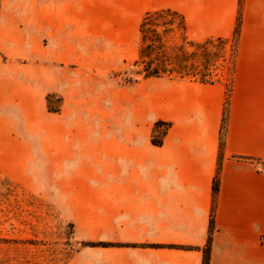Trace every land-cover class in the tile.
I'll use <instances>...</instances> for the list:
<instances>
[{
  "label": "crops",
  "instance_id": "1",
  "mask_svg": "<svg viewBox=\"0 0 264 264\" xmlns=\"http://www.w3.org/2000/svg\"><path fill=\"white\" fill-rule=\"evenodd\" d=\"M161 8L192 39H230L239 0H66V19L55 0H0V176L25 190L66 178L81 238L193 247L87 246L66 264L202 262L226 81L123 84L110 76L119 44L99 34ZM240 14L209 264H264V0H242Z\"/></svg>",
  "mask_w": 264,
  "mask_h": 264
},
{
  "label": "trees",
  "instance_id": "2",
  "mask_svg": "<svg viewBox=\"0 0 264 264\" xmlns=\"http://www.w3.org/2000/svg\"><path fill=\"white\" fill-rule=\"evenodd\" d=\"M242 0H239L238 14L230 39L221 37H209L203 40L190 38L187 32V25L184 16L172 8H161L147 11L138 23V44L137 56L134 59L132 69L124 72L140 78H169L189 79L203 83H211L224 79V68L229 67V78L226 81V92L223 103V112L218 144V164L212 181V202L209 213L208 232L202 251L201 264H209L212 233L215 228L216 196L219 187V168L223 156L225 142L226 122L228 118V104L231 81L234 65V56L237 49L239 37ZM228 63V64H227ZM138 81V77L128 76L120 79L123 84H130ZM57 98L59 103L61 96L48 93L46 95L47 109L50 112H58L60 104L52 105V98ZM164 121L158 120L154 123L151 142L154 145H161L163 136L167 129ZM71 227V237L74 236V225ZM69 242L56 249L55 264H64L75 252L82 247H109V246H168L178 249H192V246L181 244H144V243H115L109 241L80 240L79 247H66ZM264 243V237H263Z\"/></svg>",
  "mask_w": 264,
  "mask_h": 264
},
{
  "label": "rangeland",
  "instance_id": "3",
  "mask_svg": "<svg viewBox=\"0 0 264 264\" xmlns=\"http://www.w3.org/2000/svg\"><path fill=\"white\" fill-rule=\"evenodd\" d=\"M55 3L62 9L61 18L66 19L63 12L66 11V0H55ZM118 21L120 30L116 33L99 32L102 40L112 35L119 44L115 49L117 68L110 76L119 82L128 76L139 80L135 73L124 72L133 68L137 56L138 22L130 26L128 19L119 17ZM61 34L66 38V31ZM223 72L224 80H228L229 67ZM58 104L61 101L52 98V105ZM70 221L66 217V178L56 180L53 176L41 174L35 189L25 190L0 176V264H55L56 249L65 241L69 242L66 247H79L80 240H87L76 232L74 223V236L71 237Z\"/></svg>",
  "mask_w": 264,
  "mask_h": 264
}]
</instances>
